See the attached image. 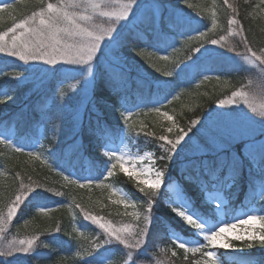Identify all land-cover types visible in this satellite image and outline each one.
I'll return each instance as SVG.
<instances>
[{
    "label": "snow or ice",
    "instance_id": "obj_1",
    "mask_svg": "<svg viewBox=\"0 0 264 264\" xmlns=\"http://www.w3.org/2000/svg\"><path fill=\"white\" fill-rule=\"evenodd\" d=\"M16 2H34L37 7L17 15L15 4L0 0V23L5 21V13L11 22L0 30V57L15 61L6 65L7 70L0 67V145L15 153L27 151L32 160L62 176L65 188L109 187L104 181L119 169L140 197L130 201L126 193L112 188L117 199H109L123 205L122 215L131 217L130 222L119 224L93 214L74 199L38 208L44 215L52 207L68 208L73 222L79 216L88 226H95L97 231L83 253L90 259L82 264H104L113 247L125 254L123 264H165L157 253L149 251L150 246L159 248L153 230L162 215L179 222L194 237L185 239L173 232L170 246L159 248L165 257L170 253L180 258L182 253V264H222L221 257L228 252L264 247V215L245 214L243 219L231 217L233 222H228L229 200L237 195L236 189L245 186L250 200H264V95L258 100L255 92L241 87L217 99L214 109L191 119L186 126L161 111L165 103L170 104L180 94L173 91L178 83H190L197 76L209 80L206 73L225 71L206 64L213 55L209 45L215 46L219 57L241 55L226 36L209 38L208 32L217 27L215 12L211 28L196 31L193 36L190 30L194 20L203 22L204 17L201 12H188L196 9L189 0H175L174 5L170 0ZM223 2L232 11L228 34L240 38L245 49L243 60L264 74V48L259 52L252 48L237 19V9L229 0ZM260 2L264 4V0ZM185 36L187 41L197 39V45L185 47L182 59H170L171 53L177 52V37ZM148 48L156 51L146 57ZM157 53H161L158 59L166 62L163 67L152 62L151 57ZM137 56L147 59L161 76L149 79L143 75L133 63ZM232 70L239 69L227 71ZM215 78L220 80L221 75ZM144 108L170 122L165 134L156 136L145 131L146 124L137 125L132 120ZM109 112L118 113L121 123H111ZM35 124L48 127L52 133L53 143L44 152L26 145L27 133ZM141 135L156 141L159 156L152 151L132 155L115 150L117 138ZM4 155L0 151V157ZM96 160L103 165L98 175L91 169L88 175L76 173L81 162ZM145 160L151 162L147 167L142 166ZM15 178L19 187L9 198L6 213L0 208V264L39 258V250L50 247L42 237L55 240L61 233L57 225L8 238L6 225L21 218L34 197L66 196L46 181L29 176L30 183L25 184L19 173ZM29 224V219H23L25 228ZM74 233L84 237L80 227L67 235L71 238ZM76 255L82 254L78 251ZM167 264H172L171 259Z\"/></svg>",
    "mask_w": 264,
    "mask_h": 264
},
{
    "label": "trees",
    "instance_id": "obj_2",
    "mask_svg": "<svg viewBox=\"0 0 264 264\" xmlns=\"http://www.w3.org/2000/svg\"><path fill=\"white\" fill-rule=\"evenodd\" d=\"M5 2L16 5L15 14L17 15L29 12L37 7L34 2H29L26 5L18 4L16 0H5ZM51 2L55 3L56 0H51ZM170 3L174 5L175 0H170ZM189 3L196 5L195 10L188 9L190 13L201 12L204 17L203 22L194 20L190 34L195 35L196 31H204L207 29L211 24L213 12H215L218 28L217 32L208 35L209 38L226 36L227 42L235 45L237 52L245 53L240 38L228 34V20L232 16V11L224 4L223 0H189ZM229 3L237 9V19L243 25L244 34L247 35L252 48L259 52L260 49L264 48V4H262L260 0H229ZM181 7H184V5H181ZM4 15L5 21L0 23V30H5L11 24L7 19V13ZM177 41V52L174 59H182L185 54V47H193L198 43V41L195 40L187 41L186 36L177 37ZM185 41H187L186 45L184 43ZM146 50L156 51L150 48L145 49V51ZM169 52H171V49H169ZM159 54L160 53H157V55L152 56L151 59L152 62L163 67V61L158 59ZM234 56H236L234 53H228L224 57H219L215 52L206 60V64L214 69H224L225 71L206 73L210 76L209 80L200 81L203 77L197 76L190 83L180 82L176 85L173 91L174 93L179 92L180 94L175 100H172L168 108L173 112L175 119L181 126H186L191 119L197 116H203L204 113L215 104L217 99L223 98L229 91L235 88L250 85L256 89H261L262 77L260 73L242 64V62L235 60L233 58ZM13 62L15 61L12 58L0 57V67H4L5 70H7L6 65ZM133 63L136 64L140 72L149 79L161 76L160 73H156L155 70L150 67L148 60L145 58L137 56L133 59ZM228 69L239 70L227 71ZM217 74H220L221 78H228V80H225L228 81L229 84L225 85L227 87L221 88V84H217L214 77ZM249 81H252L251 84ZM208 84H213V86L209 88ZM151 92L154 93L155 89H151ZM170 98L171 96H169V99ZM133 99H135V97H133ZM48 106L51 107V104L49 103ZM12 107L14 108L15 106ZM10 110L11 109H5V112H9ZM108 119L113 124L121 123L118 118V113L115 112H109ZM9 127L15 126L9 125ZM40 128H43L42 136ZM164 129H166L165 126L150 123L147 125L145 131L154 132L156 136H159L165 134ZM21 136H24V133H21ZM135 139L137 145L142 150L149 149L156 152L157 156L160 155L159 151L155 148L156 141L153 138L149 137L146 139L141 135L139 138ZM35 143L44 151L53 143L52 133L48 127L35 124L31 131L27 133L26 145H30L32 148ZM0 151L5 153L4 156L0 157V173H7L6 175H0V192L3 193V195L0 196V203H2L5 210L7 209L6 205L9 202V198L19 187V180L15 178L16 173L20 174L25 184L30 183L29 176H31L32 180H39L41 182L46 181L49 187H54L66 193L65 197H52L51 194H49L48 197H34L24 209L22 217L14 220L11 225H8L9 239H11L12 236L18 235L22 237L24 235H30L33 232H43L45 228L54 229L57 225L61 227V233L55 240L42 237L43 242L50 244V247L41 248L39 250V258L32 257L29 259H22L18 264H56L57 261H61V264H82L83 260L90 259L83 255V253L85 248H87L89 238L97 231L95 226H88L87 222H82L79 216L76 221L73 222L71 212L68 208L52 207V211L44 215L38 211L40 206H54L59 203H67L69 199H74L75 202L85 206L92 211L93 214L103 216L113 223L130 222L128 216L122 215L123 211L120 205L113 204L109 199L111 196V199L114 200L111 195L110 184L104 183L109 187L92 186L91 188L81 189L77 185H72L71 187L65 188L62 187V185L65 184L62 176L50 171L47 165L42 164L40 161L32 160L27 155V151L24 153H15L13 149L5 145H0ZM156 162L159 166L160 161L157 160ZM102 168L103 165L99 160L95 162L85 161L77 166L76 173L78 175H88L89 169H91L93 174L98 175ZM107 180L113 185L121 187L131 198H140L134 192L131 186L132 182L128 181L127 177L119 170H115V175ZM235 191L237 195L231 197L229 200V211L238 204L244 205L247 202L259 203L264 209V200L259 198L255 201L250 200V197L247 195L248 189L245 186H241ZM23 219L30 220V224L26 228L23 225ZM77 227H80L81 230L84 231V237H79L78 234L74 233V236L70 238L67 233ZM173 232L177 235L185 234L188 239L194 238L179 222L171 221L166 216L162 215L161 222L158 223L153 230V238L156 239L159 248L170 246V237ZM81 245H84V247H81ZM159 248H152L150 246L149 251L157 253L160 259L165 260V264H167L168 259H171L172 264H182V253H180V258H173L170 253L165 257L163 254L159 253ZM257 248L263 249L259 251H247V248H245L243 249L244 251L241 252H228L221 257V260L225 264H262L264 262V247L258 246ZM255 249L256 247L251 250ZM78 251L81 252V256L76 255ZM221 252H224V250H221ZM125 259V254L119 248L113 247L106 255L104 264H123ZM93 264H95V262H93Z\"/></svg>",
    "mask_w": 264,
    "mask_h": 264
},
{
    "label": "rangeland",
    "instance_id": "obj_3",
    "mask_svg": "<svg viewBox=\"0 0 264 264\" xmlns=\"http://www.w3.org/2000/svg\"><path fill=\"white\" fill-rule=\"evenodd\" d=\"M188 12H189V11H188ZM189 13H190V12H189ZM209 28H211V24L209 25V27H208L207 29H209ZM217 28H218V26H217L216 29H214L213 31L208 32V35H210L211 33L214 34L215 32H217ZM205 30H206V29H205ZM205 30H204V31H205ZM193 36H194V35H193ZM211 38H213V39H218V38H216V37H211ZM194 40H195V41H198L197 39H192V41H194ZM208 47H209L210 51H212L213 53L216 52V50H215V46H210V45H209ZM152 52H153V50H146V51H145V54H146V56H149V55H151ZM169 53H171V52H169ZM160 54H161V53H160ZM160 54H159V55H160ZM243 54H244V53H241L240 56H234L233 58H234L235 60H237V61L242 62V64L247 65L248 67H251V68H253L254 70L258 71V73H260V76L262 77V79H264V74L261 73V71H260L259 68H256V67H253V66H251V65H248L247 62L243 60ZM159 55H158V56H159ZM175 57H176V53H171V57H170V59H174ZM165 63H166V62H163L162 64L165 65ZM135 65H136V64H135ZM136 66H137V65H136ZM137 68H139V67L137 66ZM214 77H215V76H214ZM201 80H203V78L200 79V81H201ZM225 80H228V78H221L220 80H217V79L215 78V81L217 82V84H221V85H220L221 88L227 87V86H225V85H229L228 83L225 84ZM248 80H249V79H248ZM216 82H214V83H216ZM251 82H252V81H251ZM248 84H249V83H248ZM211 86H213V84H208V87H209V88H210ZM239 88H241V87H239ZM239 88H235V89H233V90H231V91H235V90H237V89H239ZM243 88H244V90H246V91H252V92H255V93L257 94L258 100H259V98H260L262 95H264V94L261 93V89H260V88H259V89H256V88H254V87H252V86H250V85H247L246 87L243 86ZM205 89H206V88H205ZM206 90H207V89H206ZM231 91H229V93H227L226 95H230V94H231ZM226 95H225V96H226ZM225 96H224V97H225ZM224 97H223V98H224ZM170 99H171V98H170ZM166 105H167V106H166ZM168 106H169V103H165L164 106L161 108V111H162V112H168V114H169V115H172V116L174 117V119H175V116H174L173 112L168 108ZM216 106H217V105L214 104V105H213L212 107H210L207 111H209L210 109H214ZM141 107H142V106H141ZM149 107H151V106H149ZM207 111H206V112H207ZM132 120L135 121V123H136L137 125H139L140 123H143V124H146V125H148V124H150V123H153V124H156V125L165 126V128L171 126V125H170V122H168L164 116H162V115H160V114H158V113L148 112V111H147V108H144L143 112L139 113L138 115H134V116L132 117ZM175 120H176V119H175ZM176 121H177V120H176ZM40 130H41V136H42V135H43V128H40ZM114 148H115V150H117V151H119V152L130 153V154H132V155H136L137 153H139V154L142 155L145 151H152V150H149V149H144V150H142L141 148H139V146L137 145V141H136L135 138H134V139H127V138H125V139H123V140H121V139L118 138L117 140H115ZM32 150L40 151V152H44V150H41V149L38 147V144H37V143H35V144L33 145ZM152 152H153V151H152ZM150 163H151L150 161L145 160V161L143 162L142 166H143V167H147V166H149ZM156 166H158L157 162H156ZM126 167H128V165H126ZM116 170H119V169H116ZM104 183H107V184H110V185H111V189H110V191H111V195H112V197H113L114 200L117 199V195H113V193H112V188H113V187H115L116 189H119V190L123 191L124 193H126L121 187L113 185V184H112L109 180H107V179L104 181ZM126 194H127V193H126ZM128 196H129V195H128ZM129 197H130V196H129ZM131 199H133V198L130 197V201H131ZM229 204H230V202H229ZM0 208H2L3 211L6 213L7 209L5 210V208H3L2 203H0ZM120 208H121V210H122L123 212L125 211L123 205H120ZM127 210H128L129 212H132V211H133V209L130 208V207H129ZM245 214L264 215V209L262 208V206H261L259 203H256V204H255V203H251V202L249 203V202H247V203L244 204V205H243V204H238L236 207L230 209V211H229V217H228V222H230V223L233 222L232 219H231V217H239V218L243 219V218H245ZM129 219L131 220V217H129ZM6 227L8 228V225H6ZM179 236L182 237V238L188 239V237H187L185 234H180ZM170 238H171V237H170ZM191 239H193V238H191ZM257 247H258V246H256V249H255V250L247 249V251H259L260 249H263V248H257ZM242 251H244V250H242ZM261 251H263V250H261ZM240 252H241V251H240ZM222 264H225V263L222 262ZM262 264H264V262H263Z\"/></svg>",
    "mask_w": 264,
    "mask_h": 264
}]
</instances>
